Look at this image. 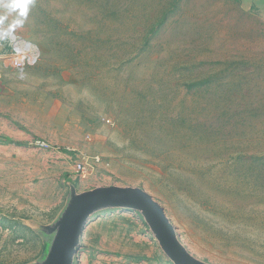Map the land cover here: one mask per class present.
<instances>
[{"label":"rangeland","instance_id":"1","mask_svg":"<svg viewBox=\"0 0 264 264\" xmlns=\"http://www.w3.org/2000/svg\"><path fill=\"white\" fill-rule=\"evenodd\" d=\"M253 3L0 0V33L40 50L29 60L0 43V264L43 256L33 224L54 220L70 183L143 187L197 258L264 264V8ZM161 256L172 264L140 213L113 208L91 215L74 264Z\"/></svg>","mask_w":264,"mask_h":264},{"label":"water","instance_id":"2","mask_svg":"<svg viewBox=\"0 0 264 264\" xmlns=\"http://www.w3.org/2000/svg\"><path fill=\"white\" fill-rule=\"evenodd\" d=\"M257 1L264 8V0ZM113 208L139 212L172 264H210L183 244L164 208L143 187L103 185L80 191L73 183L54 220L33 224L32 229L47 240V247L43 256L31 264H74L91 215Z\"/></svg>","mask_w":264,"mask_h":264},{"label":"built area","instance_id":"3","mask_svg":"<svg viewBox=\"0 0 264 264\" xmlns=\"http://www.w3.org/2000/svg\"><path fill=\"white\" fill-rule=\"evenodd\" d=\"M0 43L2 48L12 52L13 56L25 58L29 60H36L40 56L39 48L31 41L17 36L12 31H3L0 33ZM8 53V52H6ZM98 161V158H94ZM86 167V162L82 160H75V171L80 176L83 175Z\"/></svg>","mask_w":264,"mask_h":264},{"label":"crops","instance_id":"4","mask_svg":"<svg viewBox=\"0 0 264 264\" xmlns=\"http://www.w3.org/2000/svg\"><path fill=\"white\" fill-rule=\"evenodd\" d=\"M237 2L239 3V8L245 11L254 7L256 8L255 4L253 3V0H237ZM259 8L262 9L263 6H260ZM159 261V264H167L164 256H161L159 258Z\"/></svg>","mask_w":264,"mask_h":264},{"label":"clouds","instance_id":"5","mask_svg":"<svg viewBox=\"0 0 264 264\" xmlns=\"http://www.w3.org/2000/svg\"><path fill=\"white\" fill-rule=\"evenodd\" d=\"M10 8L23 7V5H9Z\"/></svg>","mask_w":264,"mask_h":264},{"label":"trees","instance_id":"6","mask_svg":"<svg viewBox=\"0 0 264 264\" xmlns=\"http://www.w3.org/2000/svg\"><path fill=\"white\" fill-rule=\"evenodd\" d=\"M11 142H13V143H17V142H14V141H11Z\"/></svg>","mask_w":264,"mask_h":264}]
</instances>
